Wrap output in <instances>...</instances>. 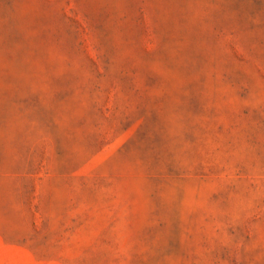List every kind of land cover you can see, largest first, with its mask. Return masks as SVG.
I'll list each match as a JSON object with an SVG mask.
<instances>
[{"label": "rangeland", "instance_id": "374dc122", "mask_svg": "<svg viewBox=\"0 0 264 264\" xmlns=\"http://www.w3.org/2000/svg\"><path fill=\"white\" fill-rule=\"evenodd\" d=\"M0 264H264V0H0Z\"/></svg>", "mask_w": 264, "mask_h": 264}]
</instances>
